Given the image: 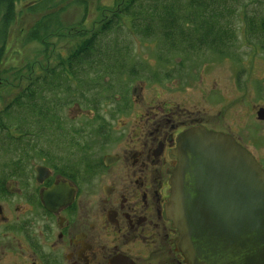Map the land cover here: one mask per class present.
Returning <instances> with one entry per match:
<instances>
[{
    "label": "flooded vegetation",
    "instance_id": "obj_1",
    "mask_svg": "<svg viewBox=\"0 0 264 264\" xmlns=\"http://www.w3.org/2000/svg\"><path fill=\"white\" fill-rule=\"evenodd\" d=\"M114 99L120 113L122 97ZM74 105L99 121L92 135L67 126L58 150L54 132L43 129L49 145L0 162V264H214L186 254L168 206L183 133L217 129L185 103H157L116 129L93 108ZM242 145L264 169V157Z\"/></svg>",
    "mask_w": 264,
    "mask_h": 264
},
{
    "label": "rangeland",
    "instance_id": "obj_2",
    "mask_svg": "<svg viewBox=\"0 0 264 264\" xmlns=\"http://www.w3.org/2000/svg\"><path fill=\"white\" fill-rule=\"evenodd\" d=\"M57 1L59 2H56L57 5L53 9L62 8L59 15L63 28L51 32L42 41L28 42L26 34L44 13L26 12L24 4L17 8L18 17L9 29L7 48L0 64V111L13 103L15 98L26 90L30 81L50 67L56 66L60 61L66 60L68 55L86 38L88 32L90 33L108 16L110 17L111 11L108 8L114 7L116 0ZM86 4L88 11L85 10ZM241 9L243 12L244 9ZM246 12L255 18L264 16V0H247ZM231 23L237 38L233 46L235 52H232L233 56L221 57L207 51L205 58L202 56L198 58L195 55L194 61L184 60L183 67L178 65L181 61L180 55L173 56L168 64L161 63L157 57L160 51L157 42L141 39L123 27L117 35L119 41L116 43L117 47L129 46L134 57L131 60L128 59L127 64L135 65L145 71L141 73L143 78L130 82L129 95L136 97L138 103L134 104L132 100L134 103L128 112L117 113L114 110L115 100L105 101V97L112 94L111 90L117 83L115 81L120 80L121 83H126L130 80L128 76L120 77L119 74L113 75L112 78H105V85L111 84L113 88L104 90L93 86L92 72L87 74L88 76L82 74V78L86 80L82 84L83 87L72 82V90L78 91L71 90L68 96L80 97V101L83 102L81 105L86 107L87 111L93 107L89 106L88 100L81 97V90L85 93L84 95H89V101H92L94 96L101 97L97 109H93L104 115L106 122L112 124L115 129L129 127L130 121L131 126L141 121L138 118L141 113L152 112V105L157 103L161 105L165 102L185 103L189 109L196 111L203 122L217 130L233 134L256 155L264 157V120L258 117V111L264 108V43L246 33L243 16L234 17ZM114 37L116 38L112 34L107 38L110 46L113 45ZM197 61H203V63L197 64ZM167 71L172 74L171 79L163 78L160 81L149 79L150 74L154 72L161 75L153 76V78H161ZM123 90H120L117 85L113 94L117 97L122 96ZM63 94L64 91H61V95ZM116 102L120 103L121 100L118 99ZM146 102L149 103L146 104ZM61 103L66 104H59L56 112L62 119V127L48 126V130L56 135L54 139L58 150L64 148L63 144L66 140L64 129L67 126L73 131L78 130L85 135H92L94 132L90 129L97 128L99 124L96 117L92 116L93 114L90 112L83 114L73 102L72 104ZM87 121L93 122L89 125ZM43 129L47 128L42 127ZM49 131L45 135L40 134L30 139L37 147L49 145ZM38 132L40 133V130Z\"/></svg>",
    "mask_w": 264,
    "mask_h": 264
},
{
    "label": "trees",
    "instance_id": "obj_3",
    "mask_svg": "<svg viewBox=\"0 0 264 264\" xmlns=\"http://www.w3.org/2000/svg\"><path fill=\"white\" fill-rule=\"evenodd\" d=\"M56 2L59 1L0 0V64L7 48L9 29L18 17L17 8L24 4L26 12L44 13L26 34L28 42L42 41L51 32L63 28L59 15L62 8L53 9ZM246 7L247 0H116L114 7L108 8L111 11L110 17L88 32L86 38L66 60L60 61L30 81L26 90L0 111V162L8 159L7 155L14 154H19L26 160L30 148L36 146L30 137H38V130L41 132L42 127H62V119L56 109L59 104H66L61 102L79 105L83 103L78 96H68L73 87L72 82L80 85L85 83L82 74L89 75L92 72L93 86L103 90L113 88L111 84L105 85V78H112L117 74L120 77L128 76L129 81H115V85L120 90L124 89L121 102L117 103L121 107L120 111L123 112L130 105V82L143 78L141 73L145 71L127 64L128 59L134 57L129 46L117 47V35L123 27L141 39L157 42L160 50L157 57L161 63L168 64L173 56L180 55L181 61L178 65L185 66L182 63L184 60L194 61L195 55L205 58L207 51L221 57L233 56V46L237 38L231 22L236 16H243L249 36L252 35L264 43V16H250ZM241 8L245 11L241 12ZM87 9L86 4L85 10L88 11ZM112 34L116 36L112 39L114 46H110L107 41ZM200 62L203 63H196ZM159 75L161 74L154 72L149 79L160 81L163 78H172L168 71L161 78H153ZM115 87L111 90L112 94L105 97V101L115 100ZM61 91H64L63 95ZM83 93L81 90V97L88 100L90 107L97 109L101 97L94 96L89 101V95ZM12 159L15 158L10 156L9 160ZM20 159L22 158L18 160Z\"/></svg>",
    "mask_w": 264,
    "mask_h": 264
},
{
    "label": "water",
    "instance_id": "obj_4",
    "mask_svg": "<svg viewBox=\"0 0 264 264\" xmlns=\"http://www.w3.org/2000/svg\"><path fill=\"white\" fill-rule=\"evenodd\" d=\"M181 138L168 208L184 251L214 264H264V169L230 134L198 126Z\"/></svg>",
    "mask_w": 264,
    "mask_h": 264
}]
</instances>
